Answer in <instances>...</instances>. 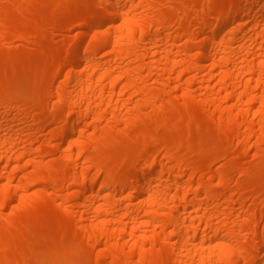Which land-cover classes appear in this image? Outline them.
Wrapping results in <instances>:
<instances>
[{
    "label": "bare ground",
    "instance_id": "6f19581e",
    "mask_svg": "<svg viewBox=\"0 0 264 264\" xmlns=\"http://www.w3.org/2000/svg\"><path fill=\"white\" fill-rule=\"evenodd\" d=\"M0 264H264V0H0Z\"/></svg>",
    "mask_w": 264,
    "mask_h": 264
},
{
    "label": "rangeland",
    "instance_id": "374dc122",
    "mask_svg": "<svg viewBox=\"0 0 264 264\" xmlns=\"http://www.w3.org/2000/svg\"><path fill=\"white\" fill-rule=\"evenodd\" d=\"M23 24H24V20H21V27L17 30V32H15L16 33V34H14L15 36L16 35H22V34L26 33L27 30H29V29L23 27ZM31 33L33 34V38H32L33 42L32 43L30 42V43L23 44L22 42H19V43H17V46L14 48L15 55L18 59H21L23 57V46L24 45H26L30 49L31 56L34 60H39L40 58H42L43 49L46 47V45L49 44V42L44 39L48 35V32L44 27H34V28H32ZM14 35H12V36H14ZM57 35H58V33H57ZM8 38L9 39H7L8 40L7 42L9 43L10 37H8ZM55 44L56 45H62V40H61L60 36L56 37ZM36 49H38L40 52L35 54L34 50H36ZM14 67L20 68V64L15 62ZM41 103H42V100L39 99L35 102V106H39ZM253 153H254V150H251L249 156L246 158V162L249 164L252 162L251 155H253ZM44 218L46 220H49V221H55L56 220V218L54 216H52L50 213H45ZM60 234H61V232L57 231L56 229H50V230H47L44 232V235L48 239L56 238ZM64 234L68 237L69 240L72 239V236H73L72 228L68 227L64 231ZM20 243L24 244L23 242H20Z\"/></svg>",
    "mask_w": 264,
    "mask_h": 264
}]
</instances>
